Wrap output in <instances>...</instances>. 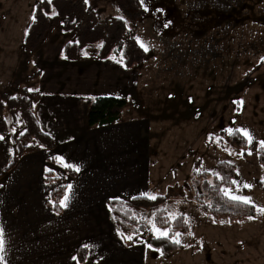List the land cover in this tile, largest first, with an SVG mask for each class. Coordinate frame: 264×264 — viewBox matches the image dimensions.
Masks as SVG:
<instances>
[{
    "label": "rangeland",
    "instance_id": "obj_1",
    "mask_svg": "<svg viewBox=\"0 0 264 264\" xmlns=\"http://www.w3.org/2000/svg\"><path fill=\"white\" fill-rule=\"evenodd\" d=\"M36 1L0 0V98L20 97V86L62 87L58 82L66 78L55 73L59 59L68 60L63 46L72 33L54 27L33 52L22 48ZM88 4L99 20L122 16L113 0ZM146 6L143 18L126 20L131 35L148 49L145 62L122 67L125 71L117 74L116 82H107L127 100L124 116L137 106L146 107L156 119L150 146L157 164L151 167V183L157 179L151 194L166 195L168 218L183 214L189 224V231L179 237L180 250L161 255L151 248L147 264H264V212L257 210L259 216L253 219H215L199 210L196 199V184L203 179L213 183L216 163L227 161L235 166L233 180L240 192L234 184L224 189L250 197L256 209L264 208L258 185L264 182V164L258 158V142L264 140V0H147ZM101 81L105 84L97 79ZM10 110L15 111L10 114L15 126L23 122L18 110ZM230 127L250 132L253 142L247 141L246 156L230 144L223 131ZM195 162L199 172L207 173L197 181L192 175ZM204 200L210 203L207 195ZM145 220V232L131 241L147 242L153 236L147 224L152 214Z\"/></svg>",
    "mask_w": 264,
    "mask_h": 264
},
{
    "label": "crops",
    "instance_id": "obj_2",
    "mask_svg": "<svg viewBox=\"0 0 264 264\" xmlns=\"http://www.w3.org/2000/svg\"><path fill=\"white\" fill-rule=\"evenodd\" d=\"M59 63L55 75L66 76L57 81L62 87L19 85L20 94L22 88L32 89L33 111L41 128L53 138L52 149L28 142L27 150L8 167L13 157L9 136L18 130L20 134L25 124L15 126L10 115L14 110H3L7 135L0 140V228L4 229L5 250L0 253L4 256L0 264H147L150 248L121 238L107 201L151 193L157 179L151 183V167L157 164L150 146L155 142L156 119L146 107L137 106L124 116L126 104L115 122L88 126L85 117L93 98L120 96L110 86L125 71L122 58L113 53L105 59L60 58ZM98 78L106 85L98 83ZM107 79H111L110 86ZM57 156L80 171L73 170L71 175L55 161ZM69 184L68 206L55 212L47 202L49 193ZM84 245L90 247L81 261L78 247Z\"/></svg>",
    "mask_w": 264,
    "mask_h": 264
},
{
    "label": "trees",
    "instance_id": "obj_3",
    "mask_svg": "<svg viewBox=\"0 0 264 264\" xmlns=\"http://www.w3.org/2000/svg\"><path fill=\"white\" fill-rule=\"evenodd\" d=\"M124 20H118L111 16L99 20L95 11L85 4L84 0H52L48 4L45 0L41 4L36 1L32 13V20L29 23L23 38L22 48L25 52H33L48 37L54 27H60L64 33H72L73 39L67 41L63 46V52L66 59L75 61L81 57L87 56L89 49H93L88 55L93 58L105 59L111 54H119L122 58V64L126 68L135 65H142L147 53L140 45V42L131 35L126 20L136 21L143 18L146 14L140 4V0H113ZM58 13L52 16V10ZM47 12L48 15H44ZM35 17V19H33ZM75 21V23H73ZM33 92L22 88L20 97L3 95L0 98V135L6 136V121L3 118L4 101L9 109H16L25 124L24 130L19 135L11 134L9 136L13 147L12 161L8 167L13 166L19 157L27 150L28 142L34 141L38 145L47 149L54 147L53 138L46 133L40 126L33 111ZM127 104V100L121 96L101 95L96 96L91 101L86 113L85 122L88 126L105 125L115 122L119 119L122 109ZM224 133V132H223ZM230 144L236 149H242V156H246L245 148L247 139L240 133L229 135ZM258 158L261 164H264V150L258 148ZM52 159V158H51ZM197 163H194L192 175L197 181L198 177L206 176V172H199L196 169ZM7 167V168H8ZM219 176L214 177L213 183L203 179L201 184H196L198 208L203 213L211 214L215 219L227 217L230 221L242 220L247 217H258L259 213L253 204L237 203L229 200L221 189L233 186L231 183L236 172L235 166L227 161H218L216 163ZM70 174L74 175L73 170ZM259 188L264 192V182H258ZM65 194V186H59L52 189L49 193L48 204L52 206L55 212H60L61 198ZM210 200L207 203L204 198ZM155 201L141 198L140 195L126 199L112 198L107 201L110 209V216L117 227L119 233L124 236L133 235L135 231L143 233L146 230L145 215L152 214L153 221L158 226H165L170 230V235L175 233H187L189 224L187 217L183 214L168 218L166 212V195H156ZM136 234V235H137ZM135 236V235H134ZM149 237L147 243L152 244V248L161 249L163 254L170 255L181 249L182 245L169 242L168 239L156 240ZM138 241V240H137ZM84 246L78 247L79 260L83 261L86 255Z\"/></svg>",
    "mask_w": 264,
    "mask_h": 264
},
{
    "label": "snow or ice",
    "instance_id": "obj_4",
    "mask_svg": "<svg viewBox=\"0 0 264 264\" xmlns=\"http://www.w3.org/2000/svg\"><path fill=\"white\" fill-rule=\"evenodd\" d=\"M41 4H43L45 2V0H40ZM46 2L48 4H51L52 3V0H46ZM84 3L85 4H88V0H84ZM146 3H147V0H140V4L141 6L144 8V11H149V8L146 6ZM119 11V10H118ZM155 11H162L161 9H156ZM44 15H48L47 12L44 13ZM58 15V13L55 11V9L52 10V16H56ZM33 19H35V17H33ZM116 19L118 20H124V17L123 16H118L116 17ZM73 23H75V21H73ZM170 23V22H169ZM165 28L168 27V23H165L163 25ZM142 48H144L145 51H148L147 47H145L143 44L140 45ZM261 61L264 62V57H261ZM29 91H32V89H29ZM223 131L227 132L228 135H234L235 133H240L241 135H243L244 137L247 138V141L249 143V145L252 144L253 142V138L250 134V132H248L246 129H243V128H240V129H233V128H227V129H224ZM4 137L3 136H0V140H3ZM221 138L217 137V140H220ZM259 143V146H260V149L261 150H264V140H261L258 142ZM243 153H241L242 155ZM249 155H251V151L249 150L248 152ZM55 161L60 163L63 167L67 168V169H71V170H74L76 172H79L80 169L78 166L72 164V163H66L63 159V157H60V156H57V157H54ZM49 171H51V169H49ZM197 171H199V169H197ZM239 173L237 172V175ZM214 175H217L219 176V173H214ZM232 184L234 185H237V188H236V193H239L240 192V188H239V184H238V181L236 180H232L231 182ZM0 187H2V185H0ZM67 191L65 193V196L64 198L60 201V205L61 207H67L68 204V200L70 199V193L72 191V185L69 184V185H66L65 186ZM245 188H251V185H248V184H245L244 185ZM222 192H224L225 196L233 201V202H237V203H243V204H250L252 201H251V198L246 196V195H240V194H234L233 193V190L231 188H228V189H221ZM140 197L141 198H145V199H148V200H152V201H155L157 199V196L154 195V194H151V193H147V192H142L140 193ZM132 199H137V197H133ZM177 203H181L180 201H177ZM258 211L260 212H264V208H258L257 209ZM254 217H249V219H253ZM223 223V221H222ZM147 224L150 225L149 227V231L153 233V239H156V240H161V239H168L169 242L171 243H175V244H180L181 243V240L179 239V237L181 236V233L177 232L175 233L174 235H170V230L169 229H161L159 227L156 226L155 222L153 220H148L147 221ZM137 233L134 231L133 232V235H128V236H124L123 233H120L121 235V238L122 239H125V240H132L133 239V236L136 235ZM190 236L191 235H194L192 232H189L188 233ZM141 243H146L147 244V247L148 248H152V244L151 243H147L146 241H140ZM186 247L187 246H190V245H185ZM85 248H88L90 247V245H84ZM5 250V238H4V229L3 228H0V253H3ZM154 251H158L160 252L161 255H163V251L161 249H154ZM73 259H77V257H73ZM0 261H4V256L3 255H0Z\"/></svg>",
    "mask_w": 264,
    "mask_h": 264
}]
</instances>
